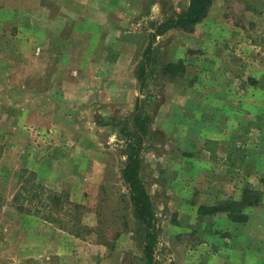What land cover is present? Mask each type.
<instances>
[{
    "label": "rangeland",
    "instance_id": "1",
    "mask_svg": "<svg viewBox=\"0 0 264 264\" xmlns=\"http://www.w3.org/2000/svg\"><path fill=\"white\" fill-rule=\"evenodd\" d=\"M186 5L0 0V264H27L17 261L22 241L32 244L27 258L39 264H145L142 227L120 179L136 100L150 116L139 177L154 216L153 264H187L189 252L194 264L211 230L219 235L213 225L225 223L214 216L224 213L198 215V207L238 201L242 190L257 195L251 209L262 205L264 171L254 165L259 176L249 181V164L264 161V153L249 152L245 111L249 58L264 64V0H214L191 32L156 37L139 88L147 24ZM177 62L180 73L162 74ZM230 117L236 127L209 141L213 121ZM15 195L21 211L11 204ZM52 196L64 211L51 213L60 243L47 255L45 242L55 235L24 233L13 214H42ZM75 204L85 231L79 237L66 233Z\"/></svg>",
    "mask_w": 264,
    "mask_h": 264
},
{
    "label": "trees",
    "instance_id": "2",
    "mask_svg": "<svg viewBox=\"0 0 264 264\" xmlns=\"http://www.w3.org/2000/svg\"><path fill=\"white\" fill-rule=\"evenodd\" d=\"M214 0H187L185 9L170 18L164 19L159 22H149L147 24V42L142 52V58L136 69V81L139 88L146 74V67L152 54V45L156 37H161L169 31H180L184 33L191 32L195 25L199 24L207 15V12ZM264 35V32H263ZM264 42V37L261 40ZM259 42V44L261 43ZM182 70L180 62L174 64L165 65L161 72L169 77L176 76ZM150 124V116L138 111L137 100L134 105V110L131 118V133L124 134L126 140L125 146V159L123 166L120 170V179L124 185L128 203L131 208L133 219L140 224L143 231L141 255L145 264H153L152 257L153 248L155 245V234L153 229L154 216L151 208L149 196L144 189L142 181L139 177L140 159L139 154L147 134V129ZM209 143V142H207ZM213 143V142H212ZM206 145V144H205ZM259 183L264 187V175L259 180ZM252 191L242 190L241 196L238 201H231L221 203L214 207H198V215H212L216 213H224L229 221L232 223H244L245 215L243 210L245 208L253 207L257 204L258 198ZM18 195H15L12 199V204L17 211L19 204L17 203ZM52 206L46 203L43 207L46 208L42 214L36 210L30 212L32 215H39V218L44 222L54 226H59V219L57 216L51 215L52 211L56 214L63 210L62 202H59L56 196H52ZM67 204V203H65ZM47 205V206H46ZM74 212L71 216L70 230L66 233L73 237H79L81 233H84L83 227L78 220L77 210L79 205H72ZM66 212H63V216H68ZM83 231V232H82Z\"/></svg>",
    "mask_w": 264,
    "mask_h": 264
},
{
    "label": "crops",
    "instance_id": "3",
    "mask_svg": "<svg viewBox=\"0 0 264 264\" xmlns=\"http://www.w3.org/2000/svg\"><path fill=\"white\" fill-rule=\"evenodd\" d=\"M200 24V23H199ZM199 24L195 25L197 27ZM194 27V28H195ZM258 60L254 57L249 58V106H246L245 111V121L246 124L249 123V129L245 134H249V152L264 153V64L258 67ZM244 112V111H243ZM236 119V118H235ZM238 119H236L237 121ZM233 117L228 118L226 121L218 118L213 121V126L207 128L206 137L209 141H219L220 137L225 131L231 130L236 127V122ZM245 124V125H246ZM244 134V135H245ZM207 153V152H206ZM255 165V167H254ZM256 168L254 171H264V161L258 159V161L252 162L249 170L251 168ZM253 171V169H252ZM249 172L250 178L259 176ZM253 171V172H254ZM251 184V182H249ZM251 185L257 187V182ZM261 191V196L264 197V190L258 188ZM11 198V204H12ZM261 206L249 208L246 212V220L242 225H235L226 220L224 214H216L214 217L218 219H223V226L213 225L215 230L221 231L219 235L214 236L213 230H211L210 236L211 240L206 242V244L201 242V248L197 251V261L194 264H264V201L261 200ZM14 217H18L20 231L24 233L36 232L41 234L42 237L46 233L55 232V228L38 218L33 217L31 213L17 215L13 214ZM220 217V218H219ZM57 231V230H56ZM58 232V231H57ZM51 238L49 241L45 242L51 251L46 254H54L58 249L60 243L59 236ZM213 238V239H212ZM42 241V239H41ZM43 241H46L44 238ZM18 246L24 251L23 254L17 257V261H23L27 264H39L40 258H37L38 263L35 261H30L29 251L32 244L27 243V241H22L17 243ZM11 246V245H10ZM237 249V250H236ZM256 251H260L256 252ZM201 254V256H200ZM11 255V254H10ZM194 257V258H193ZM195 259V256L189 252L187 256V264ZM61 264H65L67 260L65 258H58ZM192 260V261H190Z\"/></svg>",
    "mask_w": 264,
    "mask_h": 264
}]
</instances>
